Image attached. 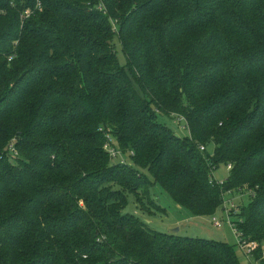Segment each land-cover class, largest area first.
<instances>
[{
    "label": "trees",
    "instance_id": "trees-1",
    "mask_svg": "<svg viewBox=\"0 0 264 264\" xmlns=\"http://www.w3.org/2000/svg\"><path fill=\"white\" fill-rule=\"evenodd\" d=\"M156 184L194 215L249 191L264 264V0H0V264H243L125 212Z\"/></svg>",
    "mask_w": 264,
    "mask_h": 264
},
{
    "label": "rangeland",
    "instance_id": "rangeland-1",
    "mask_svg": "<svg viewBox=\"0 0 264 264\" xmlns=\"http://www.w3.org/2000/svg\"><path fill=\"white\" fill-rule=\"evenodd\" d=\"M118 56L121 61H125V56L119 46ZM164 121L168 126L173 128L178 135L182 137L189 136V129L186 127V122L183 119L178 120L176 117H166ZM210 154H212V150L210 151ZM127 157V154L122 153L118 155L115 153L113 155V161H125L127 164H130L131 160ZM228 175L229 168L224 162H222L214 171V178L219 183L223 182ZM127 193L128 204L125 212H130L139 216L144 221L148 222V225L152 230L194 238L229 242L236 246L238 256L242 263H250L245 253L238 245V239L235 231L228 223H224L221 227H216L212 223V215H194L189 209L177 203L170 193L160 184H156L152 189L150 196L153 198V201H150L147 197H145V204L149 208V211L142 209L141 205L137 204L134 194L130 192ZM251 197V193L247 190H244L243 192L235 191L234 193L226 194V200L228 201L232 199L237 205V208H239L238 206H248L251 201ZM223 207L224 206L217 210L215 216L219 219L225 220ZM148 212H151V214ZM230 218L233 221L236 220V216H230Z\"/></svg>",
    "mask_w": 264,
    "mask_h": 264
},
{
    "label": "built area",
    "instance_id": "built-area-1",
    "mask_svg": "<svg viewBox=\"0 0 264 264\" xmlns=\"http://www.w3.org/2000/svg\"><path fill=\"white\" fill-rule=\"evenodd\" d=\"M37 8L39 10L42 9V6L40 3H38ZM25 13L27 15H29L31 13V10L27 9ZM202 148L204 149V147H202ZM114 152L116 153V151L114 149H112L113 155L115 154ZM229 168H231V166H229ZM223 206H224L223 211H224L225 220L219 219L214 215L213 220H212L213 225L216 227H221L224 225V223H228L233 228V230L235 231V233L237 235L238 245L244 251V253L247 256V258L249 259V261H252L254 258L255 251L259 248V244L257 242H248L245 239H243V237H242L240 231H238L234 221L231 220V218H230V216H232L231 212L237 211V205L235 204V202L232 199L227 201L226 197H224ZM262 258H264V250L262 253ZM255 262L257 263V261H255ZM253 264H254V262H253Z\"/></svg>",
    "mask_w": 264,
    "mask_h": 264
}]
</instances>
